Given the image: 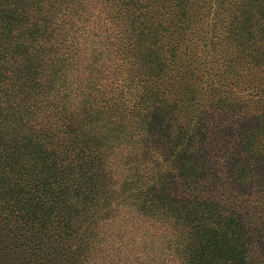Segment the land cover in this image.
<instances>
[{
  "label": "trees",
  "instance_id": "1",
  "mask_svg": "<svg viewBox=\"0 0 264 264\" xmlns=\"http://www.w3.org/2000/svg\"><path fill=\"white\" fill-rule=\"evenodd\" d=\"M243 190L264 202V0H0V264H264Z\"/></svg>",
  "mask_w": 264,
  "mask_h": 264
},
{
  "label": "rangeland",
  "instance_id": "2",
  "mask_svg": "<svg viewBox=\"0 0 264 264\" xmlns=\"http://www.w3.org/2000/svg\"><path fill=\"white\" fill-rule=\"evenodd\" d=\"M207 26H209L206 23ZM210 28V27H209ZM208 27L204 28L202 34L203 37H198L200 46H198L197 57L196 59L199 62V65L202 66V73L199 75V81L201 86L206 88L212 80L211 76V67H214V64L218 61L217 57H214V54H211V51L205 45L204 35L207 33ZM211 40V39H210ZM207 44V43H206ZM209 44V43H208ZM218 52V51H217ZM220 52V51H219ZM220 65V63H219ZM128 66V56H126V51L122 50L121 56L115 63V74H114V89H116L117 95H121L125 103L131 107L137 99V89L129 85L127 79H125L124 74L126 73V68ZM242 83L243 87L249 85V80L245 72L242 73ZM209 87V86H208ZM242 87V88H243ZM108 89V88H107ZM241 92V91H240ZM246 96V95H245ZM256 114L255 117H257ZM235 196L232 197L229 193H226L225 196V206L227 209H233L246 218V224L248 226L249 236L251 237V252L253 256L257 259L261 257V253H264L262 243L264 238V202L263 195L259 194H249L247 191H235ZM261 261V259H260Z\"/></svg>",
  "mask_w": 264,
  "mask_h": 264
}]
</instances>
